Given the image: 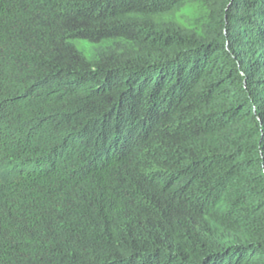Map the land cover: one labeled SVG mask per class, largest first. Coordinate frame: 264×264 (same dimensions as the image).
<instances>
[{
	"label": "trees",
	"instance_id": "1",
	"mask_svg": "<svg viewBox=\"0 0 264 264\" xmlns=\"http://www.w3.org/2000/svg\"><path fill=\"white\" fill-rule=\"evenodd\" d=\"M0 264H264V0H0Z\"/></svg>",
	"mask_w": 264,
	"mask_h": 264
},
{
	"label": "rangeland",
	"instance_id": "2",
	"mask_svg": "<svg viewBox=\"0 0 264 264\" xmlns=\"http://www.w3.org/2000/svg\"><path fill=\"white\" fill-rule=\"evenodd\" d=\"M73 44L86 56L88 59H95L100 57L103 53L115 50L117 48H124L127 46L124 41H106L100 45H93L85 41H73Z\"/></svg>",
	"mask_w": 264,
	"mask_h": 264
}]
</instances>
